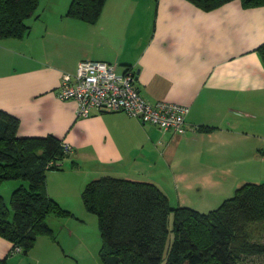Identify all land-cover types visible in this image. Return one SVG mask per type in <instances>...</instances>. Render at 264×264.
<instances>
[{"label":"crops","instance_id":"crops-1","mask_svg":"<svg viewBox=\"0 0 264 264\" xmlns=\"http://www.w3.org/2000/svg\"><path fill=\"white\" fill-rule=\"evenodd\" d=\"M49 1L30 17L27 34L0 39V108L19 119L18 135L52 134L70 146L47 171L52 198L81 202L88 181L109 175L152 182L172 207L207 212L236 185L264 181V62L256 51L264 43V6L105 0L89 23L66 15L69 0L59 9L60 0ZM83 59L132 70L150 103L188 106L185 132L126 111L77 115V102L60 99L56 89ZM254 169L258 178H251ZM12 249L0 236V264L20 254Z\"/></svg>","mask_w":264,"mask_h":264},{"label":"trees","instance_id":"trees-1","mask_svg":"<svg viewBox=\"0 0 264 264\" xmlns=\"http://www.w3.org/2000/svg\"><path fill=\"white\" fill-rule=\"evenodd\" d=\"M189 1L210 10L229 0ZM240 1L244 7L264 6V0ZM104 2L71 0L66 15L93 23ZM38 4L39 0H0V39L27 34L26 20L38 15ZM256 51L264 62V43ZM18 125L16 116L0 108V184L21 180L10 194L9 206L0 194V236L26 254L38 236L53 238L48 214L66 211L47 193L46 174L58 168L69 151L52 134L18 135ZM81 199L97 216L103 264H248L245 256L264 254V242L252 240L247 231L250 223L264 222V181L240 184L207 212L172 207L152 182L109 175L88 181Z\"/></svg>","mask_w":264,"mask_h":264},{"label":"built area","instance_id":"built-area-1","mask_svg":"<svg viewBox=\"0 0 264 264\" xmlns=\"http://www.w3.org/2000/svg\"><path fill=\"white\" fill-rule=\"evenodd\" d=\"M134 81L132 70L118 72L109 62L83 59L78 62L75 73L62 75L56 95L60 99H74L79 116H87L93 109L126 111L143 123L184 133L188 106L165 100L150 103L139 93ZM61 144L65 152L70 150L66 142ZM12 250L18 252L20 248L15 246Z\"/></svg>","mask_w":264,"mask_h":264},{"label":"rangeland","instance_id":"rangeland-1","mask_svg":"<svg viewBox=\"0 0 264 264\" xmlns=\"http://www.w3.org/2000/svg\"><path fill=\"white\" fill-rule=\"evenodd\" d=\"M40 1L42 6H37L35 10L37 13L43 12L42 9L45 4L51 5L52 3L49 0ZM62 1L60 0L54 7L56 9L62 8ZM153 1L151 0V2ZM29 18L26 23L30 25L31 18ZM39 26L37 28L40 29ZM258 174L259 177H264V164H262V170L258 171ZM257 176L254 169L251 178H258ZM20 182L21 180L9 179L0 184V194L7 206H9V198L13 188L18 186ZM54 200L66 211L58 216L48 214L46 218L48 225L53 230V238L46 235L38 236L33 248L28 253L20 252L19 255L9 258L8 264H103L99 255L101 237L97 216L86 210L82 199L79 202L76 198L64 196ZM171 220L170 216L169 228ZM247 231L252 240L264 242V222L250 223L247 226ZM169 238L171 239V232ZM244 261L248 264H264V254L245 256Z\"/></svg>","mask_w":264,"mask_h":264}]
</instances>
